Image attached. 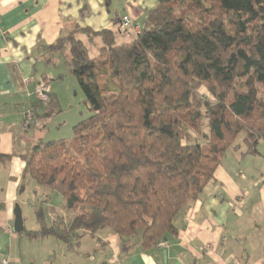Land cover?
I'll return each mask as SVG.
<instances>
[{
    "label": "trees",
    "instance_id": "trees-1",
    "mask_svg": "<svg viewBox=\"0 0 264 264\" xmlns=\"http://www.w3.org/2000/svg\"><path fill=\"white\" fill-rule=\"evenodd\" d=\"M156 1L129 44L117 46L108 30L75 27L48 47L68 52L93 114L74 127L71 143H37L23 156L35 200L42 196L33 203L39 229L21 233L29 239L53 237L70 251L109 229L149 249L178 235L176 220L240 138L244 156L259 154L264 0ZM81 34L101 37L98 58ZM10 159L0 154V162Z\"/></svg>",
    "mask_w": 264,
    "mask_h": 264
},
{
    "label": "crops",
    "instance_id": "crops-1",
    "mask_svg": "<svg viewBox=\"0 0 264 264\" xmlns=\"http://www.w3.org/2000/svg\"><path fill=\"white\" fill-rule=\"evenodd\" d=\"M157 4L156 0H0V154L11 157L0 162V264H264V172L257 173L254 164L260 153L244 156L243 145L229 150L202 197L178 217V235L167 236L166 248L145 249L139 238L121 240L105 229L95 238L83 237L69 251L56 238L31 240L15 232L16 205L22 209L25 228L39 229L35 215L24 216L25 208L33 210L35 185L29 183L23 156L39 140L32 129H25L23 113L38 110L30 94L40 77L54 95L59 77L63 79L51 71L59 66L60 53H50L48 47L75 27L95 33L108 30L117 46L129 44L135 36L121 30L123 18L130 16L142 29ZM79 39L92 59L105 48L101 37L81 34ZM63 60L68 61L67 51Z\"/></svg>",
    "mask_w": 264,
    "mask_h": 264
},
{
    "label": "rangeland",
    "instance_id": "rangeland-1",
    "mask_svg": "<svg viewBox=\"0 0 264 264\" xmlns=\"http://www.w3.org/2000/svg\"><path fill=\"white\" fill-rule=\"evenodd\" d=\"M131 34L134 35L133 32ZM64 52L65 51H63V53H60V55H58L60 61L58 60L59 63L57 64L59 66L54 67V69H51L52 72L54 71L58 74L60 73V75H63V79L60 76L59 77L60 79L57 81L55 85L57 94L54 95L53 89L51 92L50 90L51 87L49 88V83L47 81H44L40 77L39 81L36 83V87H33V91L30 94V97L33 96V99L38 106V110H37L38 116H36L33 110L29 108L26 110V112L23 113L24 127L25 129H32L33 132H35L36 138L39 140L37 143H41V142L47 143V142L59 141V140H64L67 143H71L74 138V127H76L81 122L90 118L93 114L90 110V106L86 103L84 93L81 90L76 78L74 77V75L70 74L69 72L68 64H66L67 60H63ZM44 66L45 65H43L42 67L44 68ZM41 72L42 69L39 68L38 73L43 74ZM41 86L44 88L49 98L48 101L44 103L41 100H39L38 95L36 94L37 88L38 87L40 88ZM258 88H259V99L264 105V86L259 85ZM199 92L203 97L213 101V96L209 92L207 86H202ZM32 112L35 115L31 116L30 118L29 114ZM202 126L204 127V131L207 132L208 128L206 121L203 123ZM243 138L244 137L240 138L237 141L236 145L233 147L234 149L240 147L242 148V145L245 146V144L243 143ZM260 145L261 146H259V150L264 149V144L261 143ZM259 153H260L259 154L260 159L256 161L260 163V165L256 164V161L254 163L255 166L259 168L257 170L258 171L257 173L264 172V162H263L264 151H261ZM26 169H27V163H26ZM30 182L33 181L30 179L29 183ZM34 185L36 188L37 187L36 184ZM32 194L33 195H31L32 196L31 201L35 202L37 199L42 200V196L40 195L35 200L34 197L35 194L34 193ZM54 203L56 204L59 203L57 205L58 210L61 213H65L62 201L60 202V200L56 198ZM29 214L35 215L34 208L33 210H29V209L27 210L25 208L24 216L29 217ZM66 217L69 218L68 216ZM156 246H160L162 248L168 247L165 240L160 241L159 243H157Z\"/></svg>",
    "mask_w": 264,
    "mask_h": 264
},
{
    "label": "built area",
    "instance_id": "built-area-1",
    "mask_svg": "<svg viewBox=\"0 0 264 264\" xmlns=\"http://www.w3.org/2000/svg\"><path fill=\"white\" fill-rule=\"evenodd\" d=\"M121 30L124 32H133L135 36H137L141 32V28L134 26L131 20L130 16H125L121 22ZM39 93V94H38ZM36 94L38 95L39 100H41L43 103L48 101V96L44 90V88L41 86L38 87L36 90ZM30 118L33 116L32 113L29 114ZM6 263V262H5Z\"/></svg>",
    "mask_w": 264,
    "mask_h": 264
},
{
    "label": "water",
    "instance_id": "water-1",
    "mask_svg": "<svg viewBox=\"0 0 264 264\" xmlns=\"http://www.w3.org/2000/svg\"><path fill=\"white\" fill-rule=\"evenodd\" d=\"M14 229L16 233H22L25 229L23 212L19 205H16V208H15V227Z\"/></svg>",
    "mask_w": 264,
    "mask_h": 264
}]
</instances>
